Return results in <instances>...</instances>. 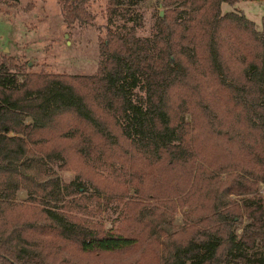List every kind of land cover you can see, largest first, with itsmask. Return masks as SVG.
<instances>
[{
  "label": "trees",
  "instance_id": "obj_1",
  "mask_svg": "<svg viewBox=\"0 0 264 264\" xmlns=\"http://www.w3.org/2000/svg\"><path fill=\"white\" fill-rule=\"evenodd\" d=\"M119 1L91 75L0 58V264H264V16L161 0L144 38Z\"/></svg>",
  "mask_w": 264,
  "mask_h": 264
},
{
  "label": "rangeland",
  "instance_id": "obj_2",
  "mask_svg": "<svg viewBox=\"0 0 264 264\" xmlns=\"http://www.w3.org/2000/svg\"><path fill=\"white\" fill-rule=\"evenodd\" d=\"M128 1L121 0L115 5L120 13L124 7H130ZM111 5L108 0H90L86 4L90 21L67 24L56 0H0V58H11L17 65L25 63V70L31 72L91 75L100 61L99 40L104 37ZM130 9V19L113 17L115 25L136 23V35L151 38L156 31V18L159 14L164 15L166 8L161 0H141ZM227 12L242 14L256 30H260L264 0L235 5L222 3L221 14ZM70 124V119L65 116L60 126L58 124L52 130L56 132ZM52 168L63 180H71L78 170H83L81 161L73 153L69 154L63 171H58L54 165ZM25 198L24 192H18L13 201Z\"/></svg>",
  "mask_w": 264,
  "mask_h": 264
}]
</instances>
